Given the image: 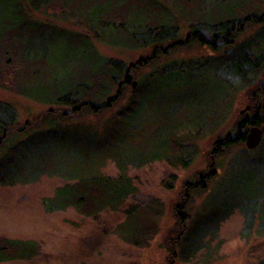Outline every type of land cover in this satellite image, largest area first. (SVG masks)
<instances>
[{
	"label": "trees",
	"instance_id": "1",
	"mask_svg": "<svg viewBox=\"0 0 264 264\" xmlns=\"http://www.w3.org/2000/svg\"><path fill=\"white\" fill-rule=\"evenodd\" d=\"M170 2H173L171 6ZM198 2L0 0V87L56 107L39 114L30 113L26 120H21L19 110L12 102L0 100V186L34 183L43 175L75 180L56 188L53 197L43 200L46 211H62L73 207L84 216L96 217L102 211L119 209L128 197L138 191L133 179L127 174L129 165L142 167L162 160L173 166L188 168L192 163V150L184 146L182 141L199 137L205 127L204 120L182 128L162 148L140 162L123 156L120 158L118 144L133 138L129 117L138 105L140 93L151 81L150 72H142L144 69L163 64L161 59L169 57L179 48L196 44L211 51L210 57L198 58V63L213 58L226 57L229 60L236 53H241L247 59L255 57L247 48L249 45H245L248 41L231 52L230 47L247 28L264 27V13L261 16L249 13L242 18L236 17L244 7L243 3L235 7L228 6V16L222 15L214 21L205 22L197 15ZM50 12H53L52 17L61 21H47L45 17L49 18ZM72 22L78 23L81 29H74ZM182 23L187 25L188 31L184 39H181ZM95 40L114 48L148 52L135 63L127 65L121 60L102 55L95 46ZM175 63L178 61L173 60ZM170 65L168 62L163 66L168 69ZM221 65L218 63L217 70H220ZM61 68L76 77L57 87L55 84ZM262 69L256 66L252 72L258 78L260 72L264 73ZM41 73H44L43 78L47 76L45 81H39ZM164 73L172 75V71L165 70ZM135 76L138 81L134 87L131 79ZM50 78L54 82L47 81ZM167 85L171 86L172 83H167L164 89ZM243 85L233 86L234 91H239ZM262 90L264 84H259L253 89L254 92L249 93L251 107L248 114L242 115L235 132L215 140L212 150L208 152L210 170L184 183L183 201L173 210L176 221L166 242L171 257L187 262L202 250L213 252L206 239L216 237L220 222L235 209H239L246 217L247 232L252 230L254 215L260 213L259 231L262 232L264 197L263 201L260 200L261 207L255 205L252 208L250 205L251 213L240 209L242 204H239L230 206L221 215H210L205 219L202 234L197 236L192 233L194 217L190 214L193 197L199 190L208 189L209 182L218 176V160L228 154L231 148L241 147L244 151L264 154V129L257 148L249 149L245 142L248 128L254 125L264 128V110L259 93ZM115 108L114 114L108 115L101 125L84 121L90 114L100 118ZM74 142L79 144V149L75 151L76 157L88 159V163L68 165L59 158L74 155V152L70 155L69 145L73 146ZM105 152L106 156H103ZM108 157L117 160L121 173L116 178L99 171ZM138 209L130 208L127 219H131L130 215ZM142 224L125 228L122 222L116 232L124 240L137 245L145 242L154 232V229ZM189 245L191 247L187 248ZM38 252L39 245L33 240H0V262L30 259Z\"/></svg>",
	"mask_w": 264,
	"mask_h": 264
},
{
	"label": "rangeland",
	"instance_id": "2",
	"mask_svg": "<svg viewBox=\"0 0 264 264\" xmlns=\"http://www.w3.org/2000/svg\"><path fill=\"white\" fill-rule=\"evenodd\" d=\"M243 3L245 5L237 15L235 11L236 17L242 18L249 13L261 16L264 13V0H199L197 15L202 21H214L219 16L229 15L226 11L228 6ZM169 4L171 6L173 2ZM52 13H48L49 18L45 17L47 21L59 23L61 20L52 17ZM72 23L74 29H81L78 23ZM64 25L70 26L67 23ZM181 27V39H184L188 34L187 25L182 23ZM246 41L245 45H249L247 48L255 54L254 58L247 59L241 53H236L229 60L226 57L213 58L198 63V58L210 57L211 51L196 44L179 48L169 57L161 59V63L171 64L168 69L164 68L163 63L142 71L150 72L151 81L140 96L137 95L138 105L129 117L133 138L119 142L120 158L123 156L140 162L162 148L182 128L202 120L205 127L199 137L182 141L192 150V163L188 168L173 166L162 160L142 167L129 165L127 174L138 191L128 197L119 209L102 211L96 217L84 216L73 207L46 211L43 200L53 197L56 188L75 181L58 176L43 175L34 183L0 186V240H33L39 245V252L33 258L0 264H261L264 261V228L262 232L259 231L260 213L254 215L252 230L247 232L246 217L235 209L220 222L216 237L206 239L213 252L202 250L187 262L171 257L166 244L176 221L173 210L183 201L184 183L210 170L208 152L212 150L215 140L235 132L242 115L248 114L249 93L254 92L256 85L264 84V73L260 72L257 78V74L252 72L256 66L264 70V27L247 28L233 41L230 52L239 46L241 48ZM94 43L102 55L121 60L127 65L135 63L148 52L114 48L96 40ZM173 60L178 63L173 64ZM218 63L222 64L220 70L216 68ZM213 67L216 70H212ZM165 70L172 71V75L167 76ZM40 75L39 81H45L47 76L43 78L44 73ZM75 77L72 72L67 73L61 68L54 84L59 87ZM131 80L138 81L136 76ZM47 81L54 82L51 78ZM169 82L172 85L164 89ZM242 84H245L243 88L235 92L233 86ZM259 93L262 99L264 90ZM0 100L12 102L19 110L21 120H26L30 113L39 114L56 108L2 87ZM115 110L100 118L90 114L84 121L101 125ZM69 145V153L72 155L74 152V155L60 156L62 162L75 166L89 162L88 159L76 157L79 144L74 142L73 146ZM227 153L218 160V176L209 182L208 189L199 190L193 197L190 214L194 217L191 229L195 236L202 234L206 218L221 215L230 206L242 204L240 209L249 213L250 205L252 208L255 205L261 207L260 202L264 197V154L244 151L241 147H233ZM103 156H106V152ZM99 171L113 178L121 173L117 160L112 157L106 159ZM132 207L139 209L130 215L131 219H127V212ZM122 222L125 228H135L143 223L154 232L145 242L136 245L116 232Z\"/></svg>",
	"mask_w": 264,
	"mask_h": 264
},
{
	"label": "water",
	"instance_id": "3",
	"mask_svg": "<svg viewBox=\"0 0 264 264\" xmlns=\"http://www.w3.org/2000/svg\"><path fill=\"white\" fill-rule=\"evenodd\" d=\"M136 81L133 82V86H136ZM250 106H247L246 109H249ZM262 108L264 110V96L262 97ZM243 112V111H242ZM263 137V130L259 126H252L247 135H246V146L249 149H255L261 143Z\"/></svg>",
	"mask_w": 264,
	"mask_h": 264
},
{
	"label": "flooded vegetation",
	"instance_id": "4",
	"mask_svg": "<svg viewBox=\"0 0 264 264\" xmlns=\"http://www.w3.org/2000/svg\"><path fill=\"white\" fill-rule=\"evenodd\" d=\"M263 96H264V95H263ZM261 100H262V99H261ZM250 107H251V106H250ZM261 107H262V103H261ZM249 109H250V108H249ZM254 126H255V125H254ZM251 127H252V126H251ZM251 127H250V128H251ZM250 128H249V129H250ZM262 130H263V129H262Z\"/></svg>",
	"mask_w": 264,
	"mask_h": 264
}]
</instances>
